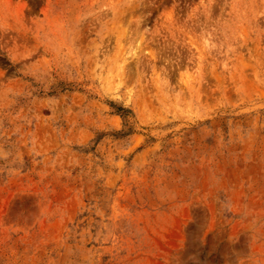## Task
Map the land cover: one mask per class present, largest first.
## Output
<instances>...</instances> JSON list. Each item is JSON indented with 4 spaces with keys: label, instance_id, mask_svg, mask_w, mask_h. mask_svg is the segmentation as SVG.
<instances>
[{
    "label": "rangeland",
    "instance_id": "rangeland-1",
    "mask_svg": "<svg viewBox=\"0 0 264 264\" xmlns=\"http://www.w3.org/2000/svg\"><path fill=\"white\" fill-rule=\"evenodd\" d=\"M0 264H264V0H0Z\"/></svg>",
    "mask_w": 264,
    "mask_h": 264
}]
</instances>
